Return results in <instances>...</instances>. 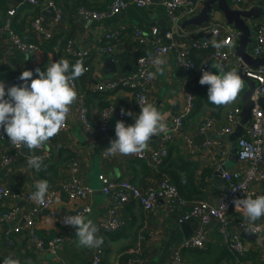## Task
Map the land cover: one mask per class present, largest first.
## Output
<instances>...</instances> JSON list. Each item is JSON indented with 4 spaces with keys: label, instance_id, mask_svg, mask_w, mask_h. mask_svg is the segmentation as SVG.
Wrapping results in <instances>:
<instances>
[{
    "label": "crops",
    "instance_id": "1",
    "mask_svg": "<svg viewBox=\"0 0 264 264\" xmlns=\"http://www.w3.org/2000/svg\"><path fill=\"white\" fill-rule=\"evenodd\" d=\"M50 1H54L64 9L65 16L62 21L59 22L56 19L55 8L48 6ZM21 2L22 0H0V25L2 23L14 25L25 41L42 42V44L37 50L27 53L17 47L9 32L0 30V80L5 82L6 88L15 84L14 78L24 70H33L36 74L34 70L39 67L42 71H46L52 62L60 58L68 59L74 64L76 61L68 58L65 52V45L69 38L74 40L78 49L91 48L94 50L98 39L108 31L122 26H126L127 30L126 35L117 42L111 52L101 55L94 51L87 63L92 65L91 70L86 71L77 79L78 91L86 95L90 106L89 118L93 129L88 131L80 122L76 103H74L71 106L67 131L60 132L45 145L52 149L53 156L43 162L41 171L37 172L28 166L27 160L32 153L26 147H22L19 156L10 164H0V185L20 190L22 194L19 200L7 199L2 202V209L17 205L21 213L10 220L0 219V262L11 255L18 258L21 264H28V262L30 264H90L91 253L89 248L79 246L76 227L70 226L65 229L60 224V216L63 213L79 209L89 203L92 211L86 216L97 225V235L104 238L106 256L103 264H125L129 257L128 250L131 248H137L142 253L143 264H172L175 249L186 237L195 234L199 222L196 219L179 222L178 215L172 213L162 199L156 202L155 210L151 212L145 211L139 203L131 202L123 210L127 220L125 227L112 233H103L99 224L109 216L112 197L103 192L99 175L127 178L138 185L145 186L156 182L162 175L166 174L171 177L166 169L180 167L181 162L186 160L197 165L193 190H189L191 197L187 198L188 204L196 199L219 202L223 196L224 185L219 187L216 184L215 172L223 165H226L229 170H237L244 164L238 160L233 166L229 165L231 162L229 160L231 148L229 133L219 136L218 132L227 123L228 110L237 106L241 107V94L246 85L243 82V90L233 103L220 107L210 103L207 99L208 88L193 78V74L183 70L180 47L185 45L191 48L193 42L205 34L207 27L214 24L229 25L223 12L217 9L212 14L211 20L203 26L188 24L186 20L199 14L202 7L196 14L182 18L176 25L160 1L147 7L131 5L126 10L101 20H84L77 13V7L86 5L102 10L107 8L112 0H39L37 7L31 4H21ZM229 2L234 8L248 9L252 6H260L263 15L249 21L253 39L246 50L253 58L264 60V52L259 57L254 53V48L257 46L254 30L256 26L264 24V0H242L240 3L236 0H229ZM18 4H20L19 10L13 16L8 15L7 11ZM49 8L53 10L50 11ZM39 14L43 16V33L37 36L29 28L32 20ZM162 19L167 21V27H172L170 36L166 38L161 35ZM135 27L144 31L146 41L135 38ZM154 27L160 28L159 36L152 34ZM49 34H51L50 38ZM155 37L160 44L171 47L169 52L158 54V44L149 40ZM235 47L237 51V44ZM209 52L208 50H196L192 55L196 63L208 62L211 65V71L221 74L213 67L214 59ZM139 56L159 57L165 61L162 65L164 68L162 75L157 72L155 65L150 70L156 73V76L149 79L148 102L154 103L165 114L167 127L171 125L177 114H184L183 132L193 136L196 149L201 148V151L190 154L179 138L181 134H177V139L171 145L169 157L159 168L150 166L147 160L137 158L135 155H105L110 141L116 138L117 118L112 119L106 133L99 130L101 110L110 102H115L118 106L132 111L131 124L134 123L135 116L139 114L140 108L136 105L135 93L131 90L120 89L104 92L97 89L101 81L114 75L137 72L136 63ZM108 58H111L109 63H107ZM234 59H231L230 64L235 66V71H237L239 63ZM114 66L118 68V71L111 73ZM188 93L195 96L196 106L191 113L185 111ZM207 116H211L215 122L205 133H200L198 128ZM162 136L163 133L154 136L149 142L148 150L158 149ZM217 139H223L228 145L229 155L224 159L225 163L220 161L219 146L214 143ZM206 141H209L210 145L204 148L202 144ZM6 147L12 148L10 140L6 142ZM42 151L38 149L35 154L40 155ZM73 158L80 159L81 179L92 186L93 192L87 202L80 199L71 200L60 192L56 202L50 208L39 211L36 223L38 232L46 238V241L55 237H62L63 241L57 245L55 251L39 250L29 239L27 232L22 231L13 233L14 243L7 245L3 239L4 232L13 230L17 225H24L25 214L39 208V204L33 200V197H27L28 194L35 192L36 182L46 179L54 185H59L69 178L68 164ZM253 187L264 194V182L255 184ZM233 215L235 214L231 216L234 217ZM141 233L144 235L143 238H140ZM261 236H264V233ZM245 240L250 249L247 263L264 264V246ZM184 258L188 264H240L227 250L224 236L217 224L208 229L205 247L184 250Z\"/></svg>",
    "mask_w": 264,
    "mask_h": 264
},
{
    "label": "built area",
    "instance_id": "2",
    "mask_svg": "<svg viewBox=\"0 0 264 264\" xmlns=\"http://www.w3.org/2000/svg\"><path fill=\"white\" fill-rule=\"evenodd\" d=\"M156 1L162 2L166 7L168 15L172 18L173 22L178 25L179 21L188 16L196 14L203 6L206 0H112L107 8L102 10H96L86 5H80L77 7V13L84 20H101L106 17H112L123 10H126L131 5L139 7H147ZM238 3L242 0H236ZM246 1V0H245ZM31 4L33 6H39V0H22L21 4ZM48 6H53L56 12V19L60 22L64 19L65 11L61 6H58L54 1H50ZM20 8V4L9 9L8 15L13 16ZM43 16L39 14L36 16L31 24L29 30L40 36L43 33L42 27ZM2 31L9 32L17 47L24 52H31L37 50L39 47L33 43H25L14 32L10 25L5 24L2 26ZM126 26L115 28L108 31L104 36L100 37L96 42V48L78 49L74 44V40L69 38L65 47V52L68 58L72 60H82L88 62L92 58L93 52H97L101 55L111 52L116 46L117 42L122 40L126 35ZM171 32L166 34L170 36ZM135 38L146 41L147 37L144 31L139 28H134ZM154 36H159L160 28L154 27L152 29ZM240 32L231 25L214 24L206 28L205 34L195 40L192 47L183 46L180 47L181 65L185 72L193 74V78L198 82L202 75L203 70H210L211 65L208 62L196 63L192 53L196 50H208L214 59L213 67L220 73L235 70V66H231V59L237 60L238 63L242 62V57L236 51L235 45L239 38ZM51 37V34L48 35ZM255 39L257 46L254 48L256 55H262L264 52V24L256 26ZM150 41L157 43L158 54L167 53L170 50L169 45H162L156 39V37ZM223 42L224 47L219 49L213 47V42ZM155 57L139 56L137 59V72L130 74H117L104 81H101L97 89L104 92H111L115 90H131L135 93L136 105L140 108V104L145 100L149 101L150 83L147 78V73L150 72L154 64ZM87 71L92 68L91 64L85 66ZM238 67V66H237ZM245 73L257 80L258 84L254 91L255 98L264 94V64H260L257 67L245 65ZM141 73L145 75L142 76ZM16 76L13 80L15 84H20L22 81ZM33 78H36V74L33 73ZM74 86L78 92V99L75 102L80 122L91 131L93 124L89 118L90 106L88 105L86 95L79 93L77 80L74 82ZM208 88V85H204ZM186 108L185 111L191 113L196 104L195 96L192 93L186 95ZM121 109L125 112L131 111L129 109L118 106L115 102L108 103L102 108L99 119V130L102 133H106L110 128V123L113 118L122 120L126 126L131 124L132 116L122 114ZM132 112V111H131ZM241 112V107L237 106L231 108L226 113V125L222 127L218 134L223 136L224 134H230L235 130V126L238 124V117ZM214 119L211 116H207L203 123L199 126L200 133H205L206 130L212 127ZM69 126V120L66 122V127L61 132L67 131ZM184 114H177L171 125L167 127V131L163 132L160 146L155 150H147L139 155H135L137 158L145 159L149 162L150 166L159 168L161 164L170 155L171 145L177 139V134H181L183 144L190 154L201 151V148L195 147L193 136L185 134L184 131ZM182 132V133H181ZM6 142H9V138L0 128V164H10L21 153L22 148H18L12 145V148L6 147ZM219 146L220 161L225 163L229 155L228 145L223 139H217L214 142ZM210 145L209 141L204 142L202 146L204 148ZM42 156L43 162L50 159L53 156V151L50 147H43ZM238 156L239 161L244 166L237 170L224 169L222 171V177L224 179L223 196L218 203H213L204 199H196L193 203L188 204L181 193L176 183L172 181V178L168 175H162L159 180L154 183H150L145 186H141L125 178H111L107 175L100 174L99 178L102 185L103 192L112 197V204L109 209V216L107 219L100 222L99 226L103 233H112L121 230L125 227L126 219L124 217L123 210L125 206L131 202L139 203L143 209L147 212L155 210L156 202L159 199L165 201L168 209L178 215V221L184 222L191 219H196L199 222L194 235L189 238H185L181 244L175 249L172 258V264H188L184 258V250L189 248L202 249L205 247L208 238V229L210 226L217 224L220 232L224 236L225 246L227 250L232 253L240 264H248L247 256L249 254V247L246 240L242 236V232L261 236L264 233V217L257 220L254 224L250 223L243 212L242 208H235L233 201L235 199H243L247 196L255 198L261 194L254 189L255 184L264 182V111L256 106L253 109L251 119L248 125L245 127L242 136L238 141ZM81 161L79 158H73L68 164L69 178L61 182L59 185H54L49 182V191L46 196L45 205H40L39 208L31 212H28L24 216V225H17L13 230H6L4 232V242L7 245H13L14 236L13 233H21L26 231L29 239L34 242L35 246L39 250L55 251L57 245L63 241L62 237H55L49 241H46L37 230L36 223L38 220V214L41 209L50 208L58 197V194L64 193L71 200H83L89 199L90 194L93 192V188L89 183L84 182L80 176ZM40 181V180H39ZM32 198L33 194L30 193L27 196ZM22 198L20 190H14L11 187L0 185V219H13L21 213L20 207L14 205L9 209H2V202L7 199L19 200ZM85 209H90L89 212H85ZM92 211V206L86 203L83 207L74 210H68L60 216V224L63 228L68 229L70 226L64 223V217L69 215H76L77 213H84L85 215ZM232 211L237 212L238 215L230 214ZM144 235L141 233L140 238ZM91 253L90 264H103L106 256V248L104 243L99 247L89 248ZM129 257L126 259L125 264H143L144 258L139 249L131 248L128 250ZM2 260L0 264H3Z\"/></svg>",
    "mask_w": 264,
    "mask_h": 264
},
{
    "label": "clouds",
    "instance_id": "3",
    "mask_svg": "<svg viewBox=\"0 0 264 264\" xmlns=\"http://www.w3.org/2000/svg\"><path fill=\"white\" fill-rule=\"evenodd\" d=\"M224 46L223 42H213V47L217 49ZM164 63L165 61L159 57L154 59L157 72L161 75L164 72L162 67ZM34 71L37 74L36 78H33V70H24L20 74L19 79L23 81L21 85L6 88L5 82L0 80V128L12 145L18 148L26 147L32 153L27 164L39 172L44 158L36 155V150L42 149L66 127L71 115V106L78 99L73 82L79 79L87 68L82 60H77L73 64L68 59L60 58L52 62L46 71L39 67ZM155 76L154 72L147 73L148 79ZM199 83L208 85L207 99L218 107L233 103L243 90V81L235 70L221 74L203 70ZM121 112L133 115L131 111L125 112L124 109H121ZM166 131L165 114L154 103L145 100L140 104L139 114L135 116L133 124L126 126L122 120L116 122V138L110 141L105 155H139L148 150L149 142L154 136ZM49 187L46 179L36 182L33 200L45 205ZM233 203L235 208L243 209L250 223L254 224L264 217V195L235 199ZM89 211L90 209H85V212ZM64 223L76 227L79 246L99 248L104 243V238L97 235V225L84 213L66 216ZM3 264L21 262L10 255L4 259Z\"/></svg>",
    "mask_w": 264,
    "mask_h": 264
},
{
    "label": "water",
    "instance_id": "4",
    "mask_svg": "<svg viewBox=\"0 0 264 264\" xmlns=\"http://www.w3.org/2000/svg\"><path fill=\"white\" fill-rule=\"evenodd\" d=\"M220 10L223 12L227 22L229 25L233 26L240 32L239 38L237 40V51L238 54L242 57V62L239 63L237 68V73L245 83L246 88L241 94V112L238 117V124L235 127V130L229 134L228 139L231 145L230 148V158L229 160L232 163H235L239 160L238 156V141L242 136L245 127L248 125L253 109L258 106L264 111V94L255 98L254 91L257 87V80L249 77L245 73V65H250L253 67H257L260 64H264V60L261 58H253V56L247 52V47L249 43H252V27L250 25L251 19H257L259 16L263 15V12L260 6H252L251 8H234L229 0H206L204 2V6L201 12L190 19H187L186 22L188 24H194L203 26L207 24L211 20L212 14L216 10ZM50 11L53 9L49 8ZM56 15V12L54 13ZM163 20V19H162ZM161 35L166 38V34L172 31V27H167V21L163 20ZM255 33V30H254ZM111 62V58L107 59V63ZM118 68L114 66L111 70V73H116ZM16 85V84H11ZM9 86V87H10ZM206 139V135H204ZM227 166L223 165L219 170H217L214 174V179L216 184L221 187L224 185V179L222 177V171L226 169ZM185 226V225H184ZM242 236L244 239L249 241L256 242L257 244L264 246V236H257L252 233H248L246 231L242 232ZM189 238V237H186Z\"/></svg>",
    "mask_w": 264,
    "mask_h": 264
},
{
    "label": "trees",
    "instance_id": "5",
    "mask_svg": "<svg viewBox=\"0 0 264 264\" xmlns=\"http://www.w3.org/2000/svg\"><path fill=\"white\" fill-rule=\"evenodd\" d=\"M78 6V5H77ZM80 6V5H79ZM6 24V23H5ZM4 23H2L0 25V30L2 29V26L5 25ZM9 24V23H8ZM10 25V24H9ZM10 27H12V29L14 30V32L18 35L19 33L17 32L15 26L13 25H10ZM21 40L25 43H33V44H36L38 45V47L41 46L42 42H28V41H25L21 36L20 34L18 35ZM68 41V40H67ZM67 44V43H66ZM66 47V45H65ZM88 63V62H87ZM86 62H83L84 66L87 65ZM181 166L178 167V166H175V168H171V169H166L171 178H172V181L174 183L177 184V186L179 187L180 189V193L181 195L187 199V198H190L191 197V194H190V191L189 190H193L192 189V186L195 182V175H196V172H197V165L194 164V163H191L189 161H182ZM230 214H235L236 216L238 215L237 212H234L232 211Z\"/></svg>",
    "mask_w": 264,
    "mask_h": 264
},
{
    "label": "rangeland",
    "instance_id": "6",
    "mask_svg": "<svg viewBox=\"0 0 264 264\" xmlns=\"http://www.w3.org/2000/svg\"><path fill=\"white\" fill-rule=\"evenodd\" d=\"M229 165H230V166H233V165H234V163H231V162H229Z\"/></svg>",
    "mask_w": 264,
    "mask_h": 264
}]
</instances>
